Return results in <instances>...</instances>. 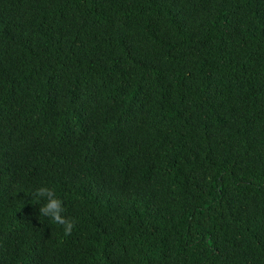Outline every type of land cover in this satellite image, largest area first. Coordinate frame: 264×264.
Masks as SVG:
<instances>
[{"label":"trees","instance_id":"16d2710c","mask_svg":"<svg viewBox=\"0 0 264 264\" xmlns=\"http://www.w3.org/2000/svg\"><path fill=\"white\" fill-rule=\"evenodd\" d=\"M0 264H264V0H0Z\"/></svg>","mask_w":264,"mask_h":264},{"label":"clouds","instance_id":"9594fccd","mask_svg":"<svg viewBox=\"0 0 264 264\" xmlns=\"http://www.w3.org/2000/svg\"><path fill=\"white\" fill-rule=\"evenodd\" d=\"M33 194L39 205L40 216L47 217L55 224L62 226L65 234L73 231L75 221L64 215L63 201L52 187L41 185L34 190Z\"/></svg>","mask_w":264,"mask_h":264}]
</instances>
